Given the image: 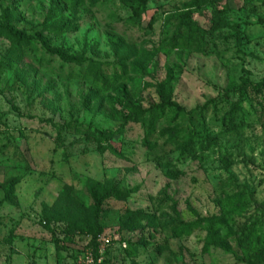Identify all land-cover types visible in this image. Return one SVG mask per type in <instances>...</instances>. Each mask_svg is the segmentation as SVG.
<instances>
[{
    "label": "rangeland",
    "instance_id": "1",
    "mask_svg": "<svg viewBox=\"0 0 264 264\" xmlns=\"http://www.w3.org/2000/svg\"><path fill=\"white\" fill-rule=\"evenodd\" d=\"M140 1L0 0V264H264V0Z\"/></svg>",
    "mask_w": 264,
    "mask_h": 264
},
{
    "label": "trees",
    "instance_id": "2",
    "mask_svg": "<svg viewBox=\"0 0 264 264\" xmlns=\"http://www.w3.org/2000/svg\"><path fill=\"white\" fill-rule=\"evenodd\" d=\"M142 4L146 3V0H141L140 1ZM183 19L186 20L187 24H190V20L186 15H183ZM3 21H4V25L3 27L0 28L1 32L4 34L5 38L7 40H9L10 42L14 43L15 45L18 44L20 45L24 40H21V36L18 35L16 32L13 31L12 26L10 25V21L9 18L7 17V15H5L3 17ZM259 92H261V90H259ZM160 93V103H161V107L162 108H172L174 109L176 112L180 113L183 112V109L175 102L170 101L168 99H165L163 97L162 92ZM263 97H264V93ZM208 104H205L201 109V112H204L205 109L207 108ZM126 110L128 111V116L132 117V116H136L138 115V110L136 108H134L131 105L126 106ZM99 211V205H96L95 207V212L96 215L98 214ZM42 223H44V226H47V224L45 223V221H43ZM196 228V224H186V225H182L178 235H184V234H190L192 232L193 229ZM212 229L214 230V232H212V236L211 238H209L210 243H213V239H214V235H215V231H218L221 229V227L219 226V224L216 223H212ZM251 227L247 228H243L241 233H239L236 237V241L239 243V245L244 248V250L246 252L250 251L252 247H259L258 245V241L260 239V236L252 229L250 230ZM100 233V229H97L96 232H94L93 234V239H92V244L96 245V236ZM263 248H259V255L264 256V252L262 251ZM94 253L96 252V248H93Z\"/></svg>",
    "mask_w": 264,
    "mask_h": 264
},
{
    "label": "built area",
    "instance_id": "3",
    "mask_svg": "<svg viewBox=\"0 0 264 264\" xmlns=\"http://www.w3.org/2000/svg\"><path fill=\"white\" fill-rule=\"evenodd\" d=\"M97 242L101 243L102 246L110 245V240L109 238H106V237H100L97 240ZM96 263L99 264V261L94 259V256L92 255V253H87L84 257V260L80 262L79 264H96Z\"/></svg>",
    "mask_w": 264,
    "mask_h": 264
}]
</instances>
